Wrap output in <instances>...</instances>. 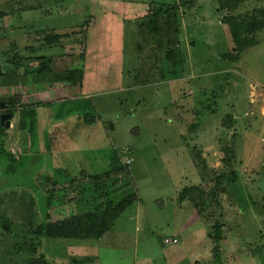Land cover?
Wrapping results in <instances>:
<instances>
[{"label": "rangeland", "instance_id": "rangeland-1", "mask_svg": "<svg viewBox=\"0 0 264 264\" xmlns=\"http://www.w3.org/2000/svg\"><path fill=\"white\" fill-rule=\"evenodd\" d=\"M161 6H178L170 45L162 37L166 17L158 32L146 17ZM261 9L264 0L233 11L218 0H0V100L21 95L36 110L23 118L28 129L22 109L12 127L0 122V264H29L31 229L46 218L135 192L138 199L99 240L36 239V257L49 264L95 253L94 264H264V30L244 35L256 45L237 60L226 57L237 55L231 20ZM52 30L71 36L43 44ZM14 56L26 58L16 73ZM38 56L54 59L45 73L37 71ZM67 70L84 71L83 84L57 81ZM114 165L128 170L90 178ZM230 173L220 204L208 203L202 215L180 200L185 188L209 191ZM50 189L56 200L47 205ZM173 234L179 243L166 244Z\"/></svg>", "mask_w": 264, "mask_h": 264}, {"label": "trees", "instance_id": "trees-1", "mask_svg": "<svg viewBox=\"0 0 264 264\" xmlns=\"http://www.w3.org/2000/svg\"><path fill=\"white\" fill-rule=\"evenodd\" d=\"M246 0H218L221 9L227 10H235L239 7L241 3ZM154 9V8H153ZM173 11H178V6H171L164 10L163 6L155 9L153 13L146 17L150 20L151 30L153 32H158L160 28V21L166 17V32L162 36L164 39L168 37L167 44L173 43L175 41L173 33H171L174 28L172 22V13ZM175 16V13H174ZM145 17V18H146ZM248 17V16H247ZM244 17L240 22L236 19H232L231 21V30L233 34V39L236 44L235 50L237 55H227L226 57L231 60H237L241 54L247 50L249 47L256 45V42L253 39L245 37L244 35H252L260 30H264V9H261L257 12V16H253L251 19ZM74 33V32H73ZM72 33V34H73ZM70 33H57L52 30L51 33H46L41 39L43 44H60L62 39L70 38ZM175 52L172 47H168L166 51V57L168 60L171 59V54ZM25 57L23 56H14L12 61L17 65L14 73L20 70L23 62H25ZM37 59L42 60L40 66L37 71L41 73H45L48 71L50 67L45 66V64L51 62L53 63V58H47L43 56H38ZM175 64V63H174ZM30 71L29 69L25 70V72ZM6 73L4 72L1 64H0V76H4ZM57 81H61L63 83H80L82 84L84 81V71L80 70H67L63 72L62 75H59ZM4 103V106L1 103ZM29 106H25L21 102V95L10 96L9 98L0 100V122L1 116L4 112L10 113L11 118L14 117L15 110L17 107H21V122L20 124L25 126V120L23 119L27 115L31 117H35L36 110L35 108H31ZM29 107V108H28ZM1 124V123H0ZM2 125V124H1ZM3 126V125H2ZM25 129V127H24ZM128 167H119V165H114L113 169L100 175L90 176L91 179L96 181H101L103 178L110 177L111 175H118L126 172ZM213 185L209 189V191H205L201 186H191L185 188L181 192L180 200L189 199L194 207L197 208L198 213L200 215L206 210L205 206L208 203H213L219 205V196L227 192V185L233 182L232 173L230 174H221L213 180ZM55 190H48L47 195V205H50L56 199V195L54 194ZM138 196L135 193L129 194L127 197L123 198L117 204L112 201L101 203L97 205L92 210H85L78 212L76 214H72L66 218L60 220H48L42 224L31 229L33 237L30 242H27V251L32 252L33 257L30 259L29 264H49V261L45 258L43 254H40L38 257V247L41 245V242H36V239L41 238H53V239H74V240H99L102 238L107 232L111 230L116 220L120 217V215L126 210L127 207L131 206L136 200ZM212 205V204H211ZM52 207V205H51ZM47 217V216H46ZM0 222L3 223L4 220L0 216ZM5 228L8 230L9 224L5 223ZM216 233L215 240L219 243L222 240V227L221 223L217 222L215 225ZM10 230V229H9ZM25 249V248H24ZM23 250V249H22ZM216 252H221L219 245L215 249L214 258L215 260H219L220 257L216 255ZM219 258V259H218ZM94 261V257L84 256L82 259H74L73 264H88Z\"/></svg>", "mask_w": 264, "mask_h": 264}, {"label": "crops", "instance_id": "crops-1", "mask_svg": "<svg viewBox=\"0 0 264 264\" xmlns=\"http://www.w3.org/2000/svg\"><path fill=\"white\" fill-rule=\"evenodd\" d=\"M29 73V72H28ZM36 80V79H35ZM41 80H43V79H41ZM84 80H85V76H84ZM83 84V83H82ZM66 85V84H65ZM51 88V90H59L60 88H59V86L57 87V88H55V89H53L52 87H50ZM36 93H37V91H36ZM2 96V95H1ZM21 97H23V100H24V96H21ZM22 103L23 104H26V103H31V102H24V101H22ZM1 105L2 106H4V103L2 102L1 103ZM39 106H42V105H39ZM19 109H21V107H17L16 108V110H18L15 114H14V117L13 118H15V116L20 112L19 111ZM59 113H61L60 111H59ZM13 118H10L9 120H10V127H12L13 126V124H12V120H13ZM20 122H21V120H20ZM21 125V124H20ZM29 125H30V127L29 128H34V127H36L35 125H36V123L35 122H33V121H31L30 123H29ZM22 127V126H21ZM25 129H28V127L27 126H25ZM17 139H19V138H17ZM25 140H26V138H25ZM172 237H176V238H178L179 239V237L177 236V235H175V234H173V236ZM178 244V243H177ZM174 245H176V244H174ZM86 256H91V257H94V261L93 262H91L90 264H94L96 261H98L99 260V254L98 253H95V254H92V255H86Z\"/></svg>", "mask_w": 264, "mask_h": 264}, {"label": "water", "instance_id": "water-1", "mask_svg": "<svg viewBox=\"0 0 264 264\" xmlns=\"http://www.w3.org/2000/svg\"><path fill=\"white\" fill-rule=\"evenodd\" d=\"M11 114L10 113H3L1 116V121L3 124H5L7 127L10 126V119Z\"/></svg>", "mask_w": 264, "mask_h": 264}, {"label": "built area", "instance_id": "built-area-1", "mask_svg": "<svg viewBox=\"0 0 264 264\" xmlns=\"http://www.w3.org/2000/svg\"><path fill=\"white\" fill-rule=\"evenodd\" d=\"M164 241L166 244H173V245L179 243V239L176 237L166 238Z\"/></svg>", "mask_w": 264, "mask_h": 264}, {"label": "flooded vegetation", "instance_id": "flooded-vegetation-1", "mask_svg": "<svg viewBox=\"0 0 264 264\" xmlns=\"http://www.w3.org/2000/svg\"><path fill=\"white\" fill-rule=\"evenodd\" d=\"M4 113H6V112H4Z\"/></svg>", "mask_w": 264, "mask_h": 264}]
</instances>
